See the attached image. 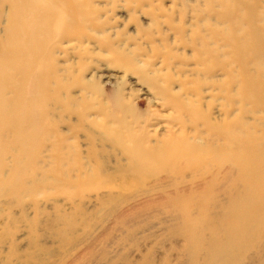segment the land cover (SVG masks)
Segmentation results:
<instances>
[{"label": "bare ground", "instance_id": "6f19581e", "mask_svg": "<svg viewBox=\"0 0 264 264\" xmlns=\"http://www.w3.org/2000/svg\"><path fill=\"white\" fill-rule=\"evenodd\" d=\"M127 1L155 6L190 53L152 49L149 62L132 36L108 35L101 0H0V264H46L40 233L76 246L77 222L87 231L100 215L113 219L101 236L120 230L134 247L141 226L127 219L143 208L165 213L174 264H264V0ZM135 35L148 40L141 26ZM56 187L81 219L56 206ZM21 221L19 243L9 229ZM106 250L85 264L153 263L148 245L117 259ZM68 255L50 264H76Z\"/></svg>", "mask_w": 264, "mask_h": 264}, {"label": "rangeland", "instance_id": "374dc122", "mask_svg": "<svg viewBox=\"0 0 264 264\" xmlns=\"http://www.w3.org/2000/svg\"><path fill=\"white\" fill-rule=\"evenodd\" d=\"M104 4V6L107 8V10H101L100 12V20L104 19L103 17L107 16V19L109 21L108 27H111L109 30L108 35L113 38V40H117V37H124L127 35H130L134 38L135 44L133 45H140L141 47V52L145 53L146 58L148 61H158L157 59H153L155 57V54L153 53L152 49H158L159 51H162V53H165L164 50H169V52L172 53H180V54H189L190 50L189 48L183 49V47H179L177 45V41L175 39V34L172 32L166 30L165 26L163 23H161V19L159 18V22L156 23L151 16V11H154L152 5L147 4V5H141V10L142 11H137L134 12L133 5L130 4L127 1V6H123V0H101L99 4ZM165 4H169V1H165ZM121 5V6H119ZM124 7H128V9H125ZM176 8V7H175ZM176 9H180L179 7ZM136 17L135 21H130V17ZM189 16V15H187ZM186 16V18H187ZM178 13L175 12V19L177 21ZM185 19L183 20V22ZM178 23V22H176ZM195 23V22H194ZM138 26H141L144 29L145 35L148 37V40L141 41L136 35H135V30ZM173 29L172 27H170ZM189 37V36H188ZM101 39V38H99ZM141 41V43H140ZM84 46L87 50L90 49H95V51H99L95 47V44L93 41H90L89 43H85ZM134 49V48H133ZM140 51V48H139ZM77 53V52H76ZM161 54V53H160ZM83 56H86L85 58L90 60L91 55L84 54ZM163 55L158 57H162ZM94 58H97V56L92 57L94 61H96ZM170 59V58H169ZM173 59V57L171 58ZM177 62L178 64H181L180 61H173ZM171 62V63H173ZM102 63V62H101ZM175 64V63H173ZM99 67L102 68L103 65L99 64H94L93 67ZM182 67H173V69L170 70V68L167 66L166 70L169 69L170 73H179V70ZM110 69V68H109ZM121 70L118 68H111L110 72L113 70ZM122 71V70H121ZM193 75L196 78H199L202 76V72L198 70L193 71ZM186 80L189 82V86H193V77H187ZM135 87H139L138 85H135ZM104 91H107L110 89V84H104L103 85ZM139 93V92H138ZM137 99H142L144 96L141 94H137L135 96ZM99 99V98H98ZM150 107V106H149ZM140 109L145 110L146 109V100L140 104ZM65 125H61L60 128L61 130H65ZM77 139L79 141H82V137L80 135L77 136ZM80 149L83 150V146L80 145ZM110 166H113V164H110ZM48 169V166H46V170ZM63 168L61 167L60 170ZM49 174H53L52 172L50 173L49 170H47ZM56 175V174H53ZM58 176L61 175L60 173L57 174ZM59 178H61L59 176ZM143 178V177H142ZM140 178V179H142ZM123 180L121 179L120 182ZM125 182V181H123ZM150 180H146V184H148ZM137 183L136 178H130V180H127L125 183V190L121 191V194H129L132 191V188L134 185ZM51 198L55 199H60L58 201L57 205L61 209H64L68 214L69 218L71 217H77L78 219H81L82 216L78 213H73L75 210V206H78L79 201L74 197L72 200H69L66 195L63 193L62 189L57 187L52 190ZM64 204V206H63ZM187 207H189V204H186ZM155 208H143L141 211L136 214L134 217H128L127 221L134 222L135 224L139 222V225L141 226L140 229L135 231V238L137 239L136 241V246L132 247L130 246V240L127 239L124 236V232L120 230H114L110 232L108 235L101 236L105 229L107 227H110L113 225V219L112 217L106 218L105 221L100 219L102 218V215L97 216L96 218L91 217L90 218V228L89 230L85 231L83 229V226L80 224V221L77 222L76 226L74 229L71 231V233L68 235L71 237L73 240L77 238L80 242L75 246L74 244H61L60 242L56 241V239H52L50 237V234L46 231H43L40 233V238L41 239H49L47 241V244L50 246V253L46 255L45 259H47L46 264H50L53 261H56L58 258H60V250H67L70 249V252L74 254V256L68 255L65 260H67V263H70L73 261L74 258V263L76 264H85V260L83 258L84 254H86L88 251H91L94 253L95 256H97L101 250V245L108 252V256L110 259L116 258L115 255L118 253H121L123 251L127 252L132 256L134 253L137 254V252H140L141 248H145V246H151L152 248V253L154 255L153 258V263L152 264H161V261H167L166 264H174L173 256H175V249L173 247L172 241H177L178 239L175 237L167 238L165 234L163 233V226L164 224L162 223L165 219V213H162V211L154 210ZM45 210L47 212H45ZM43 211L44 214H48V216L54 215V213L57 211L56 207L53 209H45ZM91 216H95L98 214V210H90ZM66 213V214H67ZM101 217V218H100ZM62 220L61 222H63ZM24 222H18L16 228L13 227L9 229V232L12 233L13 231V236L17 237V242L22 243V232L23 230L26 231V228L23 227ZM65 225V223H63ZM62 227V226H61ZM118 228V227H117ZM19 236V237H18ZM20 239V240H18ZM87 241H90L89 243H86ZM7 243V242H5ZM74 246V247H73ZM73 247V248H72ZM141 253V252H140ZM22 252H19L18 255H21ZM80 257V258H79ZM21 258V257H20ZM117 259V258H116ZM109 261V260H108ZM110 262V261H109ZM95 264H107L105 260H102V262H97ZM111 264V263H110ZM119 264V263H118ZM149 264V263H148Z\"/></svg>", "mask_w": 264, "mask_h": 264}]
</instances>
